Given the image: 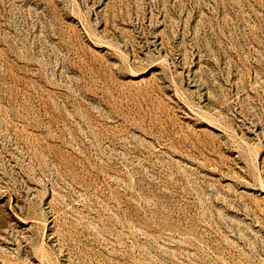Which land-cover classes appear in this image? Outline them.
<instances>
[{"label":"rangeland","instance_id":"rangeland-1","mask_svg":"<svg viewBox=\"0 0 264 264\" xmlns=\"http://www.w3.org/2000/svg\"><path fill=\"white\" fill-rule=\"evenodd\" d=\"M0 264H264V0H0Z\"/></svg>","mask_w":264,"mask_h":264}]
</instances>
